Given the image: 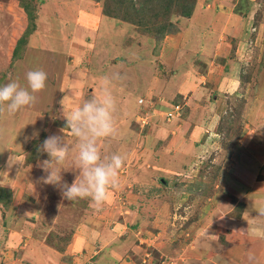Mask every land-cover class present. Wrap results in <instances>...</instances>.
Masks as SVG:
<instances>
[{"label": "rangeland", "instance_id": "rangeland-1", "mask_svg": "<svg viewBox=\"0 0 264 264\" xmlns=\"http://www.w3.org/2000/svg\"><path fill=\"white\" fill-rule=\"evenodd\" d=\"M32 1L37 21L43 15L45 0ZM95 1L103 6L104 0ZM207 2L211 10L204 12ZM227 3L233 6V13H250L249 31L262 47L264 0H202L191 21L202 27L209 22L219 29L222 15H214V11ZM45 8L50 12L45 16L50 17L52 29L47 33L49 26L42 24L45 29L40 34L45 36L37 37H46L47 44H33L37 46L34 50L26 47L23 56L10 64L7 51L16 18L8 12V0H0V77L6 74L2 86L16 80L27 88L28 71L47 73L45 88L34 93V105L13 115L6 110L0 114V185H4L0 188L7 187L9 195L8 201L0 200V225L8 231L16 225L9 220L24 217V233L30 239L37 235L34 247L29 248L31 242L24 252L5 254L6 264H112L113 259L103 254L104 244L121 247L117 251L112 248L118 259L115 264H264L253 255L242 259L245 249L237 250L245 240L241 237L245 229L257 231L249 230L253 237L258 235L255 241L261 242L264 235L262 224L248 222L257 219L241 222L247 204H251L250 215H257L264 207L255 200L263 194L253 189L256 180H264V47L255 54L260 57L245 53L235 57L234 64L227 62L232 73L219 60L208 62L210 57L204 56L206 37L192 38L194 31L186 30L190 37L167 41L170 44L155 55L167 67L166 72L172 73L159 84L158 91L150 93L144 80L155 64H151L155 56L150 37L129 23L106 17L111 29L101 31L105 36L97 40V48L105 49L106 55L89 48L88 57H62L68 41L63 36L61 15L53 13L56 7L50 2ZM32 39L37 41L30 36V44ZM60 65L64 71L56 76ZM104 76L112 80L117 131L115 136L100 140L98 146L102 158L120 154L125 164L119 171L120 187L96 210L88 199L68 201L56 187L43 182L45 174L36 164L48 157L38 153L37 146L49 135L64 136L70 146L63 165L64 180L71 184L76 177L81 178L74 163L79 141L65 129L64 116L84 101L98 98ZM189 76L194 86L204 87L202 93L183 92L188 89L185 83ZM175 104H179L178 110ZM209 112L208 130L201 137L184 140V146L176 141L170 144L178 131L182 136L183 131L201 127L206 117L202 115ZM34 130H39L38 138H32ZM12 155L17 163L9 166ZM75 234L90 237L88 245L74 246L73 253L65 255ZM89 244L101 251L90 254Z\"/></svg>", "mask_w": 264, "mask_h": 264}, {"label": "crops", "instance_id": "crops-1", "mask_svg": "<svg viewBox=\"0 0 264 264\" xmlns=\"http://www.w3.org/2000/svg\"><path fill=\"white\" fill-rule=\"evenodd\" d=\"M62 1V3H61ZM45 0V3L42 4V8H43V15L41 17L37 18L36 21V30L35 32L31 35L32 37H35L37 41L33 42V39L28 43V50L29 49H36L37 46L42 47L43 45H45V41H46V37L44 38H40L37 37L39 35L41 36H45V33H41L40 31L44 30L45 27L47 28V25L49 26L47 30V33H49L52 29V25H50V17H46L45 15H49V10H47L46 7V3L50 2L52 3L56 8L55 10H52L53 13H57L60 14L61 17L59 18V21L61 20L63 25H62V30L64 31L63 36L64 39L66 41H68L67 46L65 47V53L64 55H62V57H72L75 55V57H88V53H89V48H94L96 50H99V48H97V44L98 41L97 40H103V37L105 36L101 31L106 32L111 29V22L107 21L106 17L108 18V16H105L101 13V9H102V5L100 4L99 1H95V0ZM201 1L202 0H197L196 5L194 7L193 13L191 14L190 17H181L178 20V27H179V31L175 34L172 35H168L165 37L164 42L162 44V47L159 51L158 54H161L165 45H169L170 43H174L177 41H183V39H185V37L188 35L189 33H185L186 30H192L193 32V37L192 38H197V37H206V54H204L205 57H210L208 59V62H211L213 60H219L220 62H223L221 64H224V69H227V71L232 72L233 73V69L232 66H226L227 62H229L230 64H234L235 61V57H244L245 53L247 54L248 57H260L259 56H255L256 52L259 50V53L264 49H262V47H264V44H261L258 42V40H256L257 38H253V35L251 33V31H249V25L248 22L250 23V13L249 12H243L241 14H237V13H233L232 12V8L233 6L229 5L228 3L226 4V7H220L219 11H214V15H222V19H223V24H221L220 28H212V25L209 24V22H205L208 24H204V27H202V25H199L196 22H192V18L194 13L197 11L198 7L201 6ZM223 2V1H222ZM224 4V3H223ZM209 2L206 3V5H204V12H207L209 10H211L210 6H209ZM203 12V13H204ZM70 15V18L67 17L66 14ZM41 14V12H38V15ZM204 16H208V15H204ZM112 18V17H109ZM115 19V18H113ZM47 22H46V21ZM67 21H73L71 23L67 22ZM120 21V20H118ZM123 22V21H120ZM126 23V22H124ZM252 23V22H251ZM42 24H46L44 25L45 27H41ZM128 24V23H127ZM131 26H133V28L140 34L148 36L146 34L141 33L139 30H137V28L130 24ZM121 26V25H120ZM253 27V24L251 25ZM254 30L256 29V26L253 27ZM204 30L203 33H197L195 32V30ZM260 32H261V27H260ZM259 33V31H257V34ZM46 36L48 37V35L46 34ZM150 37V36H148ZM190 37V36H189ZM259 38V35L257 36ZM151 38V37H150ZM152 39V38H151ZM171 40V42H167ZM212 40V43H210L209 41ZM254 41V42H253ZM152 42L154 43V40L152 39ZM40 43V44H39ZM37 46H35V45ZM47 44V43H46ZM260 46V48L258 47ZM154 47V46H153ZM253 48V50H252ZM259 48V49H258ZM39 49V48H38ZM103 49V48H102ZM262 49V50H261ZM100 51V50H99ZM100 52H103L106 55V51L105 49L101 50ZM200 52L197 51V54H199ZM252 53V55H251ZM155 56V55H154ZM159 56V55H158ZM153 58H156V60H154ZM151 64L155 63L152 65L153 70L150 72V77H145V89L148 90L150 93L152 92H156L158 91V86L159 84H162L165 82L166 79H169L170 77V73H172L171 70L166 72V66L162 63H160L159 57L155 56L151 58ZM237 64V62H236ZM161 65H164V67H162ZM228 67V68H227ZM60 70L56 71V76L59 75V73H63L64 70L63 67L60 65L59 66ZM234 68V65H233ZM219 69H223L222 66H219ZM160 74H158V73ZM166 72V73H165ZM164 73L166 75H164ZM238 74V73H237ZM193 76V74H191ZM232 75V74H231ZM187 82L185 83V87L188 86V91L185 89L183 90V92H192V95L194 94H200L202 93L204 87L201 86L199 84H197L196 86H194L193 83H191V78L192 77H187ZM217 85H213V87L215 88ZM200 87V88H199ZM190 88V89H189ZM197 88V89H195ZM209 94V93H208ZM183 95V94H182ZM191 95V96H192ZM186 96V95H185ZM189 96V98L191 99L192 97ZM216 99V95L214 97ZM189 99V101H190ZM214 99V101H215ZM199 104V103H197ZM199 110V107H198ZM204 115H206V117H204ZM204 117V120L201 124V127H195L193 131H186V132H182V136H178V133H180V131H178L174 136V139H172L170 142V144L173 141H176V145L177 143L179 144H183L184 146V140H191V138H193V140H195V138H199L202 136L203 132L207 131V126L209 124V120L211 117L210 112L207 114H203L202 115ZM178 138V139H177ZM195 143L197 141H194ZM201 146V145H199ZM177 147V146H176ZM183 149H180L179 153H181ZM197 152V148H195V150ZM186 155V154H185ZM251 173H254L252 170H250ZM257 181V180H256ZM253 185V189L254 191H259L260 193L263 194V196H261L260 194L256 195L255 200H258L259 202H263L264 204V180H261L259 182H256ZM0 186H4V185H0ZM9 187V186H8ZM7 188V187H4ZM10 188V187H9ZM13 188V187H12ZM261 199H258V198ZM14 199V198H13ZM258 201L256 203H258ZM14 205H17L16 202L13 201ZM22 204V203H21ZM263 204H259L260 206H263ZM13 205V206H14ZM249 205H251L250 203L247 204V206L245 207L244 211L241 214V222H246L249 219H257L258 222H249L250 225H252V223H254L255 225L257 223L262 224L263 227V234H264V215H250L248 212L249 210ZM256 208H259L256 206ZM264 208V207H263ZM15 215H17L16 213H13ZM16 223V225L14 227L11 228V230L6 231L5 228L3 227V225H0V264H6V261L4 259V255L9 253L10 251L17 252L20 253L22 250V252H24V249H26V245L27 248L29 246V244L31 243V245L29 246V248L34 247V241L35 239H30L31 237L28 236L27 233H24V228H25V223L27 222L24 217H20V216H16L14 217V219L12 218V220H9V223ZM254 225V226H255ZM10 226V225H9ZM22 226L21 230H18L19 227ZM249 228L245 229L244 232L241 233V237H243L244 242L242 243V241H240V243L238 244V251H244L245 249V253L241 254V258L244 259L246 254L247 255H253V258L256 259L257 261L259 260H264V235L260 237L261 242L260 241H255V239L259 238L258 235L254 236L251 235L249 233ZM252 233H257V231H252ZM240 233V232H239ZM243 235V236H242ZM25 236L27 238H25ZM87 235H79L77 237V235L75 234L73 237L72 242L70 243V245L68 246V249L65 250V252L67 251V254H71L73 253V251L71 250V248H75L74 246H76V248H86V246L88 245V241ZM90 241V239H89ZM89 249L88 252L91 254L92 252L94 253H99L101 250H95L94 246H91L89 244ZM107 246L106 244L103 245L104 252L103 254H107L111 259H113L112 264H115V261L118 260L113 254L115 253V251L119 250L121 247H116L115 246ZM37 248L39 249L40 246L38 244ZM115 250H113V249ZM42 251H44V249H41ZM112 251V254L110 253ZM28 252L31 251L30 249L27 250ZM41 251V252H42ZM11 253V252H10ZM50 253V252H48ZM53 254L55 252H52ZM44 254H47V252H44ZM52 254V255H53ZM45 256V255H44ZM248 258V256H247ZM102 261L104 262V260L102 259ZM34 263V262H33ZM106 264V263H105ZM204 264V263H203Z\"/></svg>", "mask_w": 264, "mask_h": 264}, {"label": "clouds", "instance_id": "clouds-1", "mask_svg": "<svg viewBox=\"0 0 264 264\" xmlns=\"http://www.w3.org/2000/svg\"><path fill=\"white\" fill-rule=\"evenodd\" d=\"M27 88L16 80L0 86V114L5 110L13 115L21 108L35 104L38 93L45 88L47 73L43 70H30L26 73ZM112 80L108 76L101 78V94L84 101L64 116L66 128L79 141L78 152L74 163L79 169L80 179L68 184L63 177V165L70 153V146L64 136L49 135L37 146L38 153H46L47 159L38 160L36 167L45 174L41 179L60 191L63 199L75 201L88 199L90 206L100 210L120 187L119 171L125 164L120 154L102 158L98 142L116 134L114 113L116 100L110 89ZM6 105V109L5 106ZM64 129H61L62 132ZM39 130H34L32 138L39 137ZM17 163L14 155L9 157L8 164ZM264 215V208L258 210Z\"/></svg>", "mask_w": 264, "mask_h": 264}, {"label": "trees", "instance_id": "trees-1", "mask_svg": "<svg viewBox=\"0 0 264 264\" xmlns=\"http://www.w3.org/2000/svg\"><path fill=\"white\" fill-rule=\"evenodd\" d=\"M196 0H104L102 14L134 25L154 40L153 54L158 55L164 39L179 31L178 20L190 17ZM8 12L16 18L12 25L7 60L21 58L36 30V5L32 0H8ZM6 78L2 73L0 86ZM0 200H9L8 189L0 188ZM5 201V202H6Z\"/></svg>", "mask_w": 264, "mask_h": 264}, {"label": "built area", "instance_id": "built-area-1", "mask_svg": "<svg viewBox=\"0 0 264 264\" xmlns=\"http://www.w3.org/2000/svg\"><path fill=\"white\" fill-rule=\"evenodd\" d=\"M174 108H176V109L178 110V108H179V104H175V105H174Z\"/></svg>", "mask_w": 264, "mask_h": 264}]
</instances>
